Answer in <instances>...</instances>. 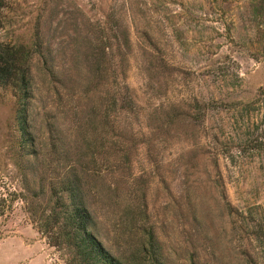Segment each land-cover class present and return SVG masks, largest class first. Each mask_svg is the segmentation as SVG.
Returning a JSON list of instances; mask_svg holds the SVG:
<instances>
[{
  "label": "rangeland",
  "instance_id": "1",
  "mask_svg": "<svg viewBox=\"0 0 264 264\" xmlns=\"http://www.w3.org/2000/svg\"><path fill=\"white\" fill-rule=\"evenodd\" d=\"M3 1L32 148L0 86V264L68 263L22 196L53 225L70 182L126 263H264L262 0Z\"/></svg>",
  "mask_w": 264,
  "mask_h": 264
},
{
  "label": "trees",
  "instance_id": "2",
  "mask_svg": "<svg viewBox=\"0 0 264 264\" xmlns=\"http://www.w3.org/2000/svg\"><path fill=\"white\" fill-rule=\"evenodd\" d=\"M260 3L263 5L262 10H264V0ZM3 7L4 1L0 0V28L2 27L3 21ZM20 53L21 50H17L14 47L0 51V86H5L15 91V122L24 142V148L31 149L32 144L29 126L32 100L31 83L28 73L29 70H23L20 65ZM127 100V104L129 105L128 109H130L132 108V100L129 97ZM24 191L25 193L22 199L27 203L28 211L33 220L35 222H42L40 227L41 231L46 234L49 242H51L53 247L69 252L70 258L67 264H129L114 257L99 241L94 233L93 219L89 211L82 205L74 182H70L62 188L61 193L67 194L70 204L65 206L61 215L56 216L57 219H55V224L53 225L47 222L43 223L42 220L45 218V214L40 215V211L36 208L39 194L33 195L28 185H25ZM261 233L263 234L262 229ZM151 257L154 259V264H162V262H159L161 255L157 251H152ZM232 264L264 263H258L257 260L253 259L249 254H246L237 257L236 261Z\"/></svg>",
  "mask_w": 264,
  "mask_h": 264
}]
</instances>
